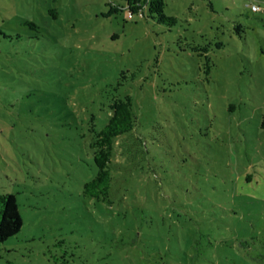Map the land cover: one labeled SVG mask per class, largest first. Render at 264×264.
Returning <instances> with one entry per match:
<instances>
[{
  "label": "rangeland",
  "instance_id": "1",
  "mask_svg": "<svg viewBox=\"0 0 264 264\" xmlns=\"http://www.w3.org/2000/svg\"><path fill=\"white\" fill-rule=\"evenodd\" d=\"M163 12L0 0V193L21 219L0 264H264V0ZM126 95L95 200L91 144Z\"/></svg>",
  "mask_w": 264,
  "mask_h": 264
},
{
  "label": "trees",
  "instance_id": "2",
  "mask_svg": "<svg viewBox=\"0 0 264 264\" xmlns=\"http://www.w3.org/2000/svg\"><path fill=\"white\" fill-rule=\"evenodd\" d=\"M129 14L141 12L147 7L148 15L160 23L172 25L175 18L163 12L164 0H125ZM110 11H117L112 8ZM253 12V11H252ZM256 12V11H255ZM217 46H221L217 43ZM202 50V49H201ZM202 51H206L203 49ZM206 71L209 69V58L205 56ZM134 116L131 109L130 97L117 98L110 104V115L106 124L94 134L91 144L93 148V163L96 168L94 177L84 183L83 193L95 200H106L110 186V171L108 165L112 154L113 139L132 129ZM248 179V178H247ZM21 226L15 197L11 193H0V243L15 235Z\"/></svg>",
  "mask_w": 264,
  "mask_h": 264
},
{
  "label": "built area",
  "instance_id": "3",
  "mask_svg": "<svg viewBox=\"0 0 264 264\" xmlns=\"http://www.w3.org/2000/svg\"><path fill=\"white\" fill-rule=\"evenodd\" d=\"M250 10L253 11V12L258 11L259 7L257 5H255V4H251L250 5Z\"/></svg>",
  "mask_w": 264,
  "mask_h": 264
}]
</instances>
